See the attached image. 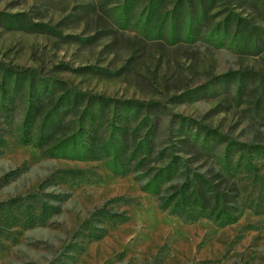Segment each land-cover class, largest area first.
Returning a JSON list of instances; mask_svg holds the SVG:
<instances>
[{"label": "rangeland", "instance_id": "374dc122", "mask_svg": "<svg viewBox=\"0 0 264 264\" xmlns=\"http://www.w3.org/2000/svg\"><path fill=\"white\" fill-rule=\"evenodd\" d=\"M179 1L165 0L163 12L171 14ZM251 1L215 0L204 35L171 43L142 31L150 0H136L134 6L127 0H0V65L34 70L41 79H61L92 95L161 105L160 116H153L156 152L180 131L194 133L199 127L261 145L264 45L258 51L239 46L235 30L223 42L207 37L228 16L264 32V12ZM12 100L11 115L0 109V201L22 199L13 216L0 212V264H264V159L256 161L260 179L237 177L242 202L261 214L246 208L226 227L208 219L186 223L141 191L134 168L128 176H115L104 160L53 158L34 142L22 144L25 93ZM213 164L212 158L202 159L192 168L205 172ZM64 168L81 169L73 173L81 176L79 184L66 182L73 174L58 180ZM63 193L69 196L55 202ZM41 196L60 206L46 220H41ZM115 196L136 200L113 204L127 212V222L115 224L97 241L79 238L83 249L75 252L73 233Z\"/></svg>", "mask_w": 264, "mask_h": 264}, {"label": "trees", "instance_id": "16d2710c", "mask_svg": "<svg viewBox=\"0 0 264 264\" xmlns=\"http://www.w3.org/2000/svg\"><path fill=\"white\" fill-rule=\"evenodd\" d=\"M127 1L134 6L136 0ZM164 1L150 0L142 23L143 33L164 37L171 43L194 42L204 35L206 18L216 6L215 0H181L171 14L163 12ZM251 2L264 12V1ZM249 26L243 19L228 16L207 37L223 42L235 30L239 46L258 51L264 45V32ZM19 93H25L27 103L19 141L25 145L34 142L44 156L74 161L104 160L106 169L120 177L133 173L134 168L139 172L134 179L141 191L155 196L162 211L186 223L208 219L219 227H226L237 223L246 208L261 214L257 207L242 202L244 189L237 177L242 173L260 179L256 161L264 159V144L239 141L216 129L199 127L194 133L189 129L180 131L175 141L171 139V145L156 152L157 125L153 116H160L161 105L92 95L61 79H41L34 70L0 65V109L4 113L11 115L12 99ZM47 98L50 103L45 105ZM144 110V116L139 119ZM135 121L137 124L133 127L131 124ZM181 126L184 128V121ZM211 158L214 164L210 170H193L196 161ZM152 163L158 165L151 166ZM79 170L64 168L58 171L64 173L58 180ZM80 177L73 174L66 182L79 184ZM45 187L46 183L41 184L37 193ZM67 196L68 193H63L60 199L54 200L63 201ZM44 198L40 197L41 220H46L52 210H60V206L51 205ZM21 199L0 201V212L13 216ZM121 201L136 200L132 196H115L82 221L79 230L71 236L73 242L77 241L73 246L75 252L81 253L83 249L79 238L97 241L115 224L127 222V212L113 205Z\"/></svg>", "mask_w": 264, "mask_h": 264}]
</instances>
